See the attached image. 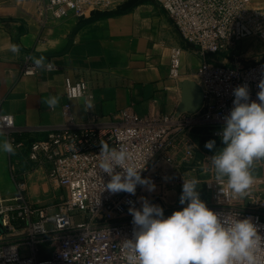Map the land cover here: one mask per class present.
<instances>
[{
  "label": "built area",
  "instance_id": "2783aa9c",
  "mask_svg": "<svg viewBox=\"0 0 264 264\" xmlns=\"http://www.w3.org/2000/svg\"><path fill=\"white\" fill-rule=\"evenodd\" d=\"M114 1L40 0L38 12L44 26L49 20L70 13L80 21L93 11L112 10ZM154 1L201 58L196 74L204 87L205 108L182 114H139L126 108L111 123H83L75 118L72 102L83 98L89 103L94 94L87 79L67 76L62 106L64 122L43 128L47 131L45 138L21 139L23 130L16 126L13 115L0 112V132L15 149L10 168L16 181L14 194H0V264H127L124 243L134 231L129 208L141 206L143 186H137L135 195L113 194L104 189L110 177L99 169L102 144L117 149L124 146L130 154L129 162L145 166L142 176L155 182L157 177H166L160 172L151 176L159 162L174 163L176 152L190 144L195 130L208 129L219 136L224 117L233 107L235 87L246 84L251 99L257 98L258 84L264 79L263 60L241 64L235 58L236 63L223 65L211 56L246 38L264 39V7L253 6L251 0ZM182 54L180 46L171 50V78L181 75ZM36 59L39 58L26 55L22 74L34 75L41 69L54 68L50 61L37 68ZM17 153L29 169H44L53 184L67 189V195L53 212L28 198L26 181L18 180L13 164ZM149 201L160 205L165 216L173 212L155 198ZM209 207L222 215L251 217L264 235V217L258 210L249 206ZM48 223L53 226L47 228ZM49 243L52 248L48 250ZM42 250L49 256H41ZM260 255L264 264V250Z\"/></svg>",
  "mask_w": 264,
  "mask_h": 264
},
{
  "label": "crops",
  "instance_id": "0c3cea01",
  "mask_svg": "<svg viewBox=\"0 0 264 264\" xmlns=\"http://www.w3.org/2000/svg\"><path fill=\"white\" fill-rule=\"evenodd\" d=\"M39 2L0 0V112L13 115L16 126L23 130L21 139H43L47 135L43 128L64 122L62 106L67 76L87 79L94 94L90 109L83 98L72 102L75 118L83 123H111L126 108L139 114H182L205 108L204 87L196 74L201 58L154 0H139L121 14L91 21L80 28L73 13L51 19L44 26ZM251 3L264 7V0ZM13 46L19 51L12 52ZM175 46L183 48L181 75L177 79L169 74L171 50ZM239 52L247 61H262L264 44L238 49ZM26 55L43 57L54 68L24 75ZM235 58L238 56L233 57L230 47L211 56L223 65L236 63ZM52 97L59 100L55 107L46 103ZM4 140L7 137L0 132V142ZM11 160V153L0 152L1 174L6 170L12 182L0 187V194L16 192ZM13 161L18 180L26 181L28 198L33 202L46 201L47 186L28 178V174L42 168L29 169L18 153ZM41 256L47 257L49 253L42 250Z\"/></svg>",
  "mask_w": 264,
  "mask_h": 264
},
{
  "label": "clouds",
  "instance_id": "9594fccd",
  "mask_svg": "<svg viewBox=\"0 0 264 264\" xmlns=\"http://www.w3.org/2000/svg\"><path fill=\"white\" fill-rule=\"evenodd\" d=\"M11 51L19 49L13 46ZM34 64L45 67L44 58ZM258 87L256 99H251L246 84L233 89V107L218 132L222 147L216 148L215 139L205 143V148L214 150L211 161L217 179L226 178L227 187L239 195L253 184L254 161L264 159V79ZM46 103L55 107L59 100L52 97ZM14 151L10 141L0 142V152ZM99 154V169L110 177L104 186L107 191L135 195L138 185L149 192L155 190V183L141 174L145 166L130 163L124 146L117 149L102 144ZM197 183L184 180L179 197L183 207L168 216L160 205L146 198H142L141 207L129 208L134 231L124 243L127 264H262L264 235L259 226L251 217H231L210 208L201 199Z\"/></svg>",
  "mask_w": 264,
  "mask_h": 264
},
{
  "label": "rangeland",
  "instance_id": "374dc122",
  "mask_svg": "<svg viewBox=\"0 0 264 264\" xmlns=\"http://www.w3.org/2000/svg\"><path fill=\"white\" fill-rule=\"evenodd\" d=\"M114 2L115 5L112 10L116 11L123 7L126 0H115ZM261 44H264V39H256L254 37L246 38L230 46V53H232L233 57L238 56L242 64L247 61V58L241 56L242 53H237L238 49L241 51L243 48L249 49L253 46H260ZM248 59L251 61L250 58ZM211 139L216 140L217 149L222 147L220 137L212 134L208 129L195 130L190 136V144H187V147L183 145L176 152L174 163L161 160L151 173V176L160 172L165 174L166 177H157L154 182L156 185L154 191L149 192L143 186V192L140 196L141 203L142 198H146L147 200L155 198L170 211L182 208L183 206L179 204V197L182 192L183 182L184 180H196L198 182L197 188L200 197L208 206H249L261 212L264 217V159H258L253 163L251 169L253 184L250 189L244 195L233 193L227 187L226 178L222 180L217 179L215 168L211 161L214 150L205 148V143ZM189 146L191 147L188 152ZM1 172L0 167V187L12 184L6 170L4 175ZM28 176L30 181L44 183L49 191L46 201H34V203L46 205L49 212H53L55 205L67 195V189L52 184L42 169L31 172ZM40 198L38 197V199ZM77 221H80V216L77 217ZM52 226V223L47 224V228H51ZM50 248H52V244L49 243L48 250Z\"/></svg>",
  "mask_w": 264,
  "mask_h": 264
},
{
  "label": "water",
  "instance_id": "95a60500",
  "mask_svg": "<svg viewBox=\"0 0 264 264\" xmlns=\"http://www.w3.org/2000/svg\"><path fill=\"white\" fill-rule=\"evenodd\" d=\"M139 0H128L127 2L124 3L123 7H121L120 9L113 11V10H108V11H93L90 13L89 17H81L79 24L77 26V28H80L82 26H84L85 24L94 21V20H99L101 18L104 17H108V16H112V15H116V14H121L123 12H125L126 10H128L129 8H131L132 6H134ZM72 43V41L70 42V44ZM69 49V47L66 48L65 52H67ZM64 52V53H65ZM264 61V58L262 59ZM202 98H204V95L202 94ZM194 112V111H193Z\"/></svg>",
  "mask_w": 264,
  "mask_h": 264
}]
</instances>
